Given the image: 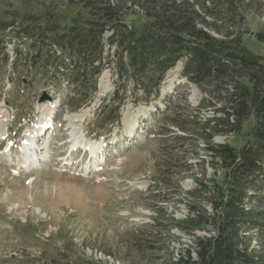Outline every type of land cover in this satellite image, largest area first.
<instances>
[{
    "label": "rangeland",
    "instance_id": "obj_1",
    "mask_svg": "<svg viewBox=\"0 0 264 264\" xmlns=\"http://www.w3.org/2000/svg\"><path fill=\"white\" fill-rule=\"evenodd\" d=\"M247 9L244 43L264 56V42L255 37L264 34V0H253ZM31 18L58 26L56 33L47 35L52 42L74 19L89 16L81 4L68 0H0V129L7 131L5 141L0 140V264H168L170 257L176 261L193 237L175 226L160 230V221L186 218L187 203L193 201L189 192L200 171L196 166L180 183L179 192H173L175 178L169 192L161 190L160 168L166 158L159 153L157 124L165 116L169 94L186 91L197 107L202 91L181 75V61L167 73L158 98L152 96L147 103L142 90L130 83L127 98L112 103L117 77L106 68L90 101L71 111L66 99L73 96L74 87L47 79L45 71L54 69H45L44 59L33 64L36 38L19 37ZM44 94L50 99L41 101ZM46 107L50 122L38 138L41 149L25 153L24 134L39 123ZM117 108L120 121L108 123L107 115ZM212 115V108H203V118ZM253 125L251 118L240 133L217 136L214 142L239 149ZM75 135L80 138L79 152L95 147L92 159L83 152L72 154ZM67 144L72 145L70 154L65 153ZM28 157L33 158L30 166H23ZM207 168L210 175L213 169ZM31 178L35 181L29 182ZM160 247L167 252H160Z\"/></svg>",
    "mask_w": 264,
    "mask_h": 264
},
{
    "label": "trees",
    "instance_id": "obj_2",
    "mask_svg": "<svg viewBox=\"0 0 264 264\" xmlns=\"http://www.w3.org/2000/svg\"><path fill=\"white\" fill-rule=\"evenodd\" d=\"M252 1L68 0L81 4L89 18L74 19L52 42L47 35L57 32L55 23L31 18L18 31L21 38H36L33 64L44 59L45 69H54L45 77L74 87L66 99L71 111L90 101L106 68L117 77L112 103L127 98L130 83L148 103L160 96L167 73L183 61L181 75L204 97L197 107L186 91L164 99L165 116L156 123L159 153L166 158L161 190L169 192L175 178L173 192H179L196 166L200 176L189 192L193 201L187 203L186 218L160 221V230L175 226L193 237L192 245L168 264H264V56L243 40ZM132 17L137 21L130 22ZM255 37L264 42L263 33ZM206 106L213 115L203 118ZM251 118L254 125L241 148L214 142L217 136L240 133ZM160 120L166 124L160 127ZM119 121L118 108L111 110L107 122Z\"/></svg>",
    "mask_w": 264,
    "mask_h": 264
},
{
    "label": "bare ground",
    "instance_id": "obj_3",
    "mask_svg": "<svg viewBox=\"0 0 264 264\" xmlns=\"http://www.w3.org/2000/svg\"><path fill=\"white\" fill-rule=\"evenodd\" d=\"M44 107V106H43ZM45 108V107H44ZM42 109L41 110V118L39 120V123L37 125H34L32 129H29L27 132H25L24 136H25V141L23 143V151L25 153H29L30 154V150H34V149H37L38 148V143H39V136L40 134H42V131L44 130V128L46 127V124L48 122H50V119H49V113L51 111H49V108L46 107V109ZM49 119V120H47ZM47 120V121H46ZM75 133H73L74 135ZM7 137V131L6 130H3V129H0V140L2 139H5ZM73 141H74V145H73V148L71 149V152L74 151L79 143H80V138L79 136L75 135L73 136ZM90 154H91V157L93 158L95 156V147L93 145H91L90 147ZM40 147L38 148V151H40ZM9 145L6 147L5 151H9ZM37 153H35L36 155ZM34 157V156H33ZM37 157V155H36ZM35 158V157H34ZM33 158L30 159V157H28L24 163L22 164L23 166H26L29 164L30 166V161H32ZM18 174V172L16 173ZM35 181L34 178H31L29 180V182H33ZM15 208L14 209H19V204H15L14 206Z\"/></svg>",
    "mask_w": 264,
    "mask_h": 264
},
{
    "label": "water",
    "instance_id": "obj_4",
    "mask_svg": "<svg viewBox=\"0 0 264 264\" xmlns=\"http://www.w3.org/2000/svg\"><path fill=\"white\" fill-rule=\"evenodd\" d=\"M47 99H50V97L47 94H44V96L42 97L41 101H45Z\"/></svg>",
    "mask_w": 264,
    "mask_h": 264
}]
</instances>
